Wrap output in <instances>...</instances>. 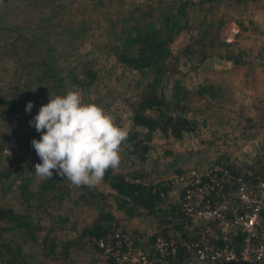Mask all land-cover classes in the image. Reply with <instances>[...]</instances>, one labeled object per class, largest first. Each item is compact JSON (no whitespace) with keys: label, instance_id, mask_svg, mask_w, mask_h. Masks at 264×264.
<instances>
[{"label":"trees","instance_id":"16d2710c","mask_svg":"<svg viewBox=\"0 0 264 264\" xmlns=\"http://www.w3.org/2000/svg\"><path fill=\"white\" fill-rule=\"evenodd\" d=\"M75 1L45 0L47 8L27 25L39 24L38 28L45 27L47 30L52 28L55 34L58 32L69 43L73 40L80 42L87 37L90 24L87 15L75 17ZM87 2L101 12L108 10L113 2L121 4L104 22L106 42L96 45L97 48H104L103 51L112 58V69L106 68L105 73L95 67L91 58L73 56L70 62L59 63V57L47 48L44 55L36 58L37 40H29L27 35H23L21 30L24 27H5L10 34L2 43L28 41L22 48L25 52L31 48L33 52L23 58L26 75L23 76L16 67L7 79L0 75V264H43L42 260L68 264L78 251L99 255L100 260L93 255L83 264H93L96 260L102 261V264H125L103 257L96 240L118 225L125 226L123 222L129 218L141 214L154 222V231L145 234L146 239L141 240L139 232L132 229L133 242L151 258L158 257L151 247L157 231L166 234L169 230H177L183 241L196 239L200 232L206 231L214 244L226 242L237 250L241 244V233L222 241L211 223L193 224L181 212L178 201L168 198L169 184L160 177L168 170L177 174L182 171L174 161L166 162L159 172L147 166L149 145L155 137L180 139L195 129L197 120L187 114L192 109L188 104L190 94L201 101L195 110L214 107L211 102L215 95L212 86L199 82L188 88L181 83L179 56L172 53L170 47L173 38L182 30L196 27L199 29L197 34H190V39L183 46L186 56L197 63L212 55L240 63L235 54H216L215 45L219 43L215 39L216 30L199 28V24L188 20L192 8L207 10L214 0H148L127 5L122 4L125 0ZM9 56L13 60L19 59L17 55ZM118 68L132 73L129 78L132 94L123 99L122 108L111 112L117 126L121 125L120 121L126 120L125 128L129 129L120 154L125 169H109L103 182L91 189L75 188L55 173L50 180L38 179L34 166L41 161L31 146V140H39L40 133L29 125V121L37 115L41 105L49 102V93L62 96L69 90H86L91 95L90 87L98 88L99 79L117 73L115 69ZM1 70L6 72L2 67ZM170 76L174 78L167 86L169 92L166 95L165 81ZM28 101L33 102V107L30 112H25ZM204 122L201 120L200 124ZM8 140L14 144L8 146ZM163 152L170 153V150L165 148ZM228 155V151L217 149L211 162L221 163L232 174L242 173L249 182L254 181L256 176L264 175V154L255 152L252 164L242 165L228 161ZM153 175L159 178L154 179ZM53 202L67 206L62 212L55 213L48 208ZM81 204L89 209L88 221L76 216L79 211L70 218L74 207ZM43 218L44 221H41ZM189 254L183 244L177 243L175 252L159 257V261L160 264H180ZM246 264L263 263L255 260Z\"/></svg>","mask_w":264,"mask_h":264},{"label":"rangeland","instance_id":"374dc122","mask_svg":"<svg viewBox=\"0 0 264 264\" xmlns=\"http://www.w3.org/2000/svg\"><path fill=\"white\" fill-rule=\"evenodd\" d=\"M138 1L148 0H125V3L122 4H134ZM45 4V0H0V75L2 77L7 79L15 67L21 71L23 76L26 75L23 58L28 57L30 51L33 52L31 48L27 50L28 52L22 48L28 41L2 43L4 38L10 34L6 32L5 27H24L21 30L23 35H27L29 40H37L35 45L37 51L34 52L36 58L44 55L45 48H47L50 53L59 57V63L70 62L69 60L73 56L85 57L91 58L95 67L98 66L97 69H102V73H105L106 68L112 69V66L110 67L112 58L103 51L104 48H97L96 45H103L106 42L103 32L104 22L112 15L111 12L116 6L121 4L113 2L108 6V10L101 12L98 7H92L87 0H76L75 17L87 15L90 30L86 38L80 42L73 40V43L62 38L58 32L55 34L56 31L53 32L52 28L47 30L45 27L38 28L39 24L27 25L31 20L38 18L39 12H43L47 8ZM71 13L73 14V9ZM188 20L199 24V28L209 27L211 30H216L215 39L219 40V43L215 45L216 54L222 56L228 53L235 54L240 63H233L218 55L208 56L201 63H197L188 55L186 56L182 51L183 46L190 39V34H197L199 29L196 27L187 31L182 30L173 38L170 47L172 53H178L179 56L178 66L182 71L179 76L181 83L188 88L199 82H205L212 86L215 95L211 102L214 107L202 108L200 111L195 110L201 101L190 94L188 104L192 109L187 114L197 120V131L193 133L192 137L190 136L192 139L190 138L188 141L175 140L170 136L155 137L149 145L147 166L159 172L170 159L163 149L199 152V144H201V148H206L205 154L208 157L213 155L212 159L216 155L217 149H222L228 151V161L238 165L252 164L251 159L255 152L264 154V0H214L213 5L207 10H203L201 7L192 8L189 11ZM55 29L57 30V28ZM24 49L26 50V48ZM10 54L17 55L19 59H10ZM32 55L33 53L31 57ZM100 65L101 67H99ZM1 67L6 72H3ZM29 69L33 71L31 67ZM115 70L117 73H110L99 79V86L96 84L98 88L90 87L91 95L86 90L80 92L84 103L96 104L111 115L112 111L116 112L118 108L124 106L123 99H128L133 92L129 79L132 73L123 68ZM173 78L174 76H170L165 81L164 92L166 95ZM201 120H205L204 124H200ZM120 124L118 126L121 128L127 126L126 120L120 121ZM209 142L212 144L209 145ZM12 144H14L12 140L7 141L8 146ZM208 164L205 160L199 159L198 162L193 163L192 159H189L188 163L185 161L181 164V170L193 167L201 169ZM122 167L125 169L120 163L116 169H122ZM153 177L154 179L159 178L157 175H153ZM160 178L166 179L169 184L168 198L176 199L179 203L181 183L175 175H171L168 170ZM66 206V204L57 205L56 202H53L48 205V208L52 209V212L58 213L62 212ZM76 211H79L76 216H79L80 219L89 220V209H86L83 204L74 207L73 215L70 214V218L75 216ZM41 221H44V218ZM123 224L130 231L134 229L139 232L141 240L146 239L145 234L154 231V222L143 214L133 216ZM93 255L100 260L96 252H93L92 255L88 251L86 253L75 252L72 261L68 264H83ZM98 260L93 264L99 262L102 264V261ZM42 262L43 264H59L55 261L42 260Z\"/></svg>","mask_w":264,"mask_h":264},{"label":"built area","instance_id":"2783aa9c","mask_svg":"<svg viewBox=\"0 0 264 264\" xmlns=\"http://www.w3.org/2000/svg\"><path fill=\"white\" fill-rule=\"evenodd\" d=\"M181 183L179 208L195 225L211 223L222 241L242 234L239 248L226 242L214 244L206 231L196 239L183 241L177 230L155 232L151 247L158 256L151 258L133 242L131 231L121 225L96 240L103 257L125 264H160L159 257L173 254L178 244L188 250L180 264H264V175L246 181L242 173L232 174L221 163H209L176 174ZM214 233V234H215Z\"/></svg>","mask_w":264,"mask_h":264},{"label":"clouds","instance_id":"9594fccd","mask_svg":"<svg viewBox=\"0 0 264 264\" xmlns=\"http://www.w3.org/2000/svg\"><path fill=\"white\" fill-rule=\"evenodd\" d=\"M32 107L28 101L25 112ZM29 125L40 133L39 140H31L41 161L34 166L35 176L50 180L55 173L75 188H95L109 169L118 168L121 146L129 136V129L117 126L105 109L84 103L79 90L62 96L49 93V102Z\"/></svg>","mask_w":264,"mask_h":264},{"label":"crops","instance_id":"0c3cea01","mask_svg":"<svg viewBox=\"0 0 264 264\" xmlns=\"http://www.w3.org/2000/svg\"><path fill=\"white\" fill-rule=\"evenodd\" d=\"M195 131H197L196 127L191 132L187 133L183 138L175 139V140H179V141L186 140V141H188V140H190V138L192 137V135H193V133ZM185 138H187V139H185ZM197 144H199V142H197ZM198 149H200L199 152L198 151L197 152H195V151L192 152V150H188V151L187 150H181V151L170 150V153H167V154L170 156L169 161H174V163L180 168L182 167L181 164L184 163L185 161L188 163L189 159H192L193 163L198 162L199 159H201V161L205 160L206 164L210 163L212 161L211 159H212L213 155L208 157L205 154L206 153V148L205 147L201 148V144H199ZM196 155H197V157H196ZM214 158H215V156L213 157V159ZM193 159H194V161H193ZM170 174L176 176L177 173L171 171Z\"/></svg>","mask_w":264,"mask_h":264}]
</instances>
